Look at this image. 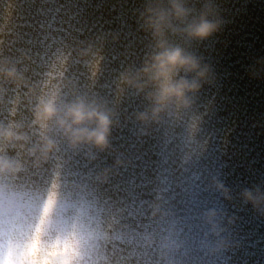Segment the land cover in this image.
Listing matches in <instances>:
<instances>
[{
    "label": "bare ground",
    "instance_id": "obj_1",
    "mask_svg": "<svg viewBox=\"0 0 264 264\" xmlns=\"http://www.w3.org/2000/svg\"><path fill=\"white\" fill-rule=\"evenodd\" d=\"M0 264H264V0H0Z\"/></svg>",
    "mask_w": 264,
    "mask_h": 264
},
{
    "label": "rangeland",
    "instance_id": "obj_2",
    "mask_svg": "<svg viewBox=\"0 0 264 264\" xmlns=\"http://www.w3.org/2000/svg\"><path fill=\"white\" fill-rule=\"evenodd\" d=\"M1 241V240H0ZM1 244V243H0Z\"/></svg>",
    "mask_w": 264,
    "mask_h": 264
}]
</instances>
